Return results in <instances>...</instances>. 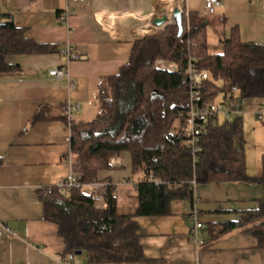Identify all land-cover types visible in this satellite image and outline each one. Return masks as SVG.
Listing matches in <instances>:
<instances>
[{"label": "crops", "instance_id": "1", "mask_svg": "<svg viewBox=\"0 0 264 264\" xmlns=\"http://www.w3.org/2000/svg\"><path fill=\"white\" fill-rule=\"evenodd\" d=\"M204 3L185 0L194 21L207 23L211 54L224 52L221 39L229 37L234 27L243 41L264 44V0H222L212 15L205 12ZM160 9L159 0H0V20L7 14L30 38L58 45L50 53L10 56L8 62L20 69L0 74V264H59L68 254L58 225L43 217L38 190L73 175L71 129L61 119L33 122L34 117L42 107L57 114L62 105L76 103L80 107L70 119H93L99 112L101 80L117 74L129 61L134 41L142 37L137 31L156 26ZM67 46L80 59L67 63L63 54ZM61 66L67 75L50 74ZM257 113L247 103L241 115L250 175L264 174V118ZM110 163V169L100 171L99 182L112 180L120 212L133 213L143 172L133 171L129 152ZM263 196L258 183L196 184L193 201H174L171 214L136 217L144 260L94 263L84 252L76 260L79 264H264V248L250 233L237 229L214 236L216 226L240 220ZM194 198L205 225L201 245L191 237ZM126 207L131 211L122 212ZM6 228L16 235H6Z\"/></svg>", "mask_w": 264, "mask_h": 264}, {"label": "trees", "instance_id": "2", "mask_svg": "<svg viewBox=\"0 0 264 264\" xmlns=\"http://www.w3.org/2000/svg\"><path fill=\"white\" fill-rule=\"evenodd\" d=\"M8 17L0 20V74L20 69L8 62L10 56L58 50V45L30 38ZM182 24L181 35L176 22L134 41L129 61L117 74L101 80L99 112L93 119H70L66 105L57 114L42 107L35 115L33 122L61 119L71 129L76 184L69 187L66 180L38 190L43 217L58 225L66 253L82 250L94 263L141 261L145 257L136 217L171 214L174 201H193L196 184L242 181L264 188V174L247 171L241 115L209 120L195 154L181 134L190 107V67L209 75L202 82L206 101L221 97L222 102H264V44L243 41L234 27L221 39L224 52L211 54L207 23L195 22L192 14L188 22L183 14ZM160 58L176 62L178 70L156 67ZM124 152L132 156L133 171L143 172L137 207L130 214L120 212L112 180L103 182L106 207L96 205L92 189L85 190L100 183V171L110 169L111 159ZM216 227V237L240 229L264 248V196L240 220Z\"/></svg>", "mask_w": 264, "mask_h": 264}, {"label": "built area", "instance_id": "3", "mask_svg": "<svg viewBox=\"0 0 264 264\" xmlns=\"http://www.w3.org/2000/svg\"><path fill=\"white\" fill-rule=\"evenodd\" d=\"M70 2H83L84 0H69ZM161 9L159 10V15H166L168 20L161 26L154 27H144L140 31H137L139 36H145L151 33L159 32L165 29L170 24L176 23V18L174 16V11L179 9L187 18L189 22L190 12L185 6V0H173L174 7L169 10V3L165 0H159ZM222 5V0H205L204 10L208 14H215ZM170 12V13H169ZM63 54L66 57L67 63L72 60L80 59V54L73 51L70 46H67L63 49ZM156 67L168 70L171 72L178 70V64L176 62L158 59L156 62ZM190 76V107L187 112V123L185 127L181 130V134L184 136V143L188 145L192 153L195 154L198 152V143L200 140L201 132L205 124L211 120L216 119L217 117H232L235 115H242L245 112L247 102L244 99H237L232 102H216V101H206L202 93V82L204 79L209 77L207 72L197 71L193 67H190L189 71ZM50 74L57 78H62L67 75V69L64 66L56 67L50 70ZM80 106L74 103H68L66 105V113L69 118L72 116L73 111L78 109ZM260 119L264 118V111H258L257 113ZM70 187L76 184V177L72 175L66 182ZM93 198L98 207H106L107 203L104 198V183H95L92 188ZM198 199L194 198V206L191 211L192 220H191V237L192 241L201 245L205 242L204 237L201 233L202 229L205 227L204 222L200 216V208L198 206ZM5 234L12 236L16 235L15 232L11 231L9 228L5 229ZM77 255L73 252L68 253L63 259L60 260L59 264H79L76 260Z\"/></svg>", "mask_w": 264, "mask_h": 264}, {"label": "water", "instance_id": "4", "mask_svg": "<svg viewBox=\"0 0 264 264\" xmlns=\"http://www.w3.org/2000/svg\"><path fill=\"white\" fill-rule=\"evenodd\" d=\"M174 16H175V18H176V22H177V24L179 25V34L181 35L182 33H183V15H182V12L179 10V9H176L175 11H174ZM167 20H168V18H167V16L166 15H159V16H157L155 19H154V23H155V25H157V26H161V25H163L164 23H166L167 22ZM8 22H11V23H13V19H11L10 21H8ZM5 23H7V22H5ZM83 253V251L82 250H79V251H76L75 252V254L76 255H81Z\"/></svg>", "mask_w": 264, "mask_h": 264}, {"label": "rangeland", "instance_id": "5", "mask_svg": "<svg viewBox=\"0 0 264 264\" xmlns=\"http://www.w3.org/2000/svg\"><path fill=\"white\" fill-rule=\"evenodd\" d=\"M216 102H222V99H221V97L220 98H218L217 100H216ZM256 101H252V102H250L249 103V106L250 107H255V109L256 110H258V111H264L263 110V107H264V102L262 103L263 105H261L260 103H255ZM262 106V107H261ZM93 188V186L91 187V189ZM131 211V209L129 208V207H126V208H123V210H122V212H130Z\"/></svg>", "mask_w": 264, "mask_h": 264}, {"label": "bare ground", "instance_id": "6", "mask_svg": "<svg viewBox=\"0 0 264 264\" xmlns=\"http://www.w3.org/2000/svg\"><path fill=\"white\" fill-rule=\"evenodd\" d=\"M166 2H168L169 3V5H168V7H169V10L171 11V9L174 7V2H173V0H165ZM170 13V12H169Z\"/></svg>", "mask_w": 264, "mask_h": 264}]
</instances>
